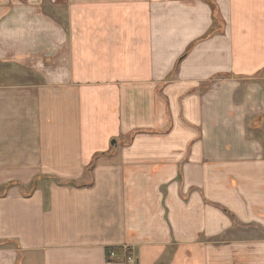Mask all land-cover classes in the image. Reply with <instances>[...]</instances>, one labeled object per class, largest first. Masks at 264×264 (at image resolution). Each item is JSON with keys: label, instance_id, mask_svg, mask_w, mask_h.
Returning <instances> with one entry per match:
<instances>
[{"label": "crops", "instance_id": "0c3cea01", "mask_svg": "<svg viewBox=\"0 0 264 264\" xmlns=\"http://www.w3.org/2000/svg\"><path fill=\"white\" fill-rule=\"evenodd\" d=\"M56 1L0 0V264H264V0Z\"/></svg>", "mask_w": 264, "mask_h": 264}, {"label": "trees", "instance_id": "16d2710c", "mask_svg": "<svg viewBox=\"0 0 264 264\" xmlns=\"http://www.w3.org/2000/svg\"><path fill=\"white\" fill-rule=\"evenodd\" d=\"M204 1L205 3H207L208 5H210L212 11H213V19H214V24L213 26L211 27V29L208 31V33L206 34V36L203 38V39H208V38H211L213 37L214 35H217V34H222L223 33V28H224V22L220 16V13L218 11V8H217V5L216 3L213 1V0H202ZM93 167H94V164H92L88 169L87 171L90 173L92 170H93ZM38 179L35 180L34 184L31 186L29 192L24 188L23 185L21 184H12V185H17L21 188L22 192L26 195V196H29L33 191H35L36 189V183H37ZM62 184H69V185H74L75 183H70V182H63L61 181ZM12 185H9L8 187L4 188L2 190V192L0 193V195H5L7 190L9 189V187H11ZM114 250L113 249H108L107 250V257H108V260L111 261L110 259V254L111 252H113ZM118 251V250H117ZM123 251V250H122ZM119 252V251H118ZM129 253V251H126V254H125V259H126V255Z\"/></svg>", "mask_w": 264, "mask_h": 264}, {"label": "built area", "instance_id": "2783aa9c", "mask_svg": "<svg viewBox=\"0 0 264 264\" xmlns=\"http://www.w3.org/2000/svg\"><path fill=\"white\" fill-rule=\"evenodd\" d=\"M52 2L55 3L56 0H52ZM116 256H117L116 252H111L110 258H115ZM126 261H127V264H136V261L134 260L131 253H128L126 255Z\"/></svg>", "mask_w": 264, "mask_h": 264}, {"label": "water", "instance_id": "95a60500", "mask_svg": "<svg viewBox=\"0 0 264 264\" xmlns=\"http://www.w3.org/2000/svg\"><path fill=\"white\" fill-rule=\"evenodd\" d=\"M111 144H112V146H114V148H117V141L116 140H113Z\"/></svg>", "mask_w": 264, "mask_h": 264}, {"label": "rangeland", "instance_id": "374dc122", "mask_svg": "<svg viewBox=\"0 0 264 264\" xmlns=\"http://www.w3.org/2000/svg\"><path fill=\"white\" fill-rule=\"evenodd\" d=\"M58 1H56L55 3H57ZM52 4H55V3H53V2H51Z\"/></svg>", "mask_w": 264, "mask_h": 264}]
</instances>
